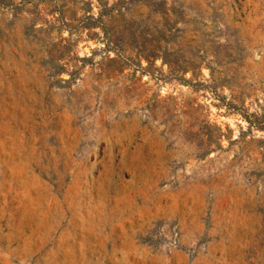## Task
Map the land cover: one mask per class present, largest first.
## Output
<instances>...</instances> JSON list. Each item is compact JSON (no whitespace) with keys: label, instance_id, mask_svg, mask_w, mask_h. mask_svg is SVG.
Segmentation results:
<instances>
[{"label":"rangeland","instance_id":"1","mask_svg":"<svg viewBox=\"0 0 264 264\" xmlns=\"http://www.w3.org/2000/svg\"><path fill=\"white\" fill-rule=\"evenodd\" d=\"M0 264H264V0H0Z\"/></svg>","mask_w":264,"mask_h":264}]
</instances>
